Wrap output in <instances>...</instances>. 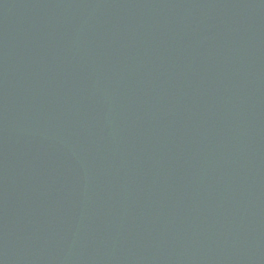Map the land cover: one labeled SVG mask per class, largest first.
Segmentation results:
<instances>
[{
    "label": "water",
    "instance_id": "water-1",
    "mask_svg": "<svg viewBox=\"0 0 264 264\" xmlns=\"http://www.w3.org/2000/svg\"><path fill=\"white\" fill-rule=\"evenodd\" d=\"M0 264H264V0H0Z\"/></svg>",
    "mask_w": 264,
    "mask_h": 264
}]
</instances>
